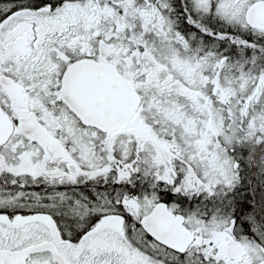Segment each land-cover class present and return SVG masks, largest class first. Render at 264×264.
I'll use <instances>...</instances> for the list:
<instances>
[{
  "label": "snow or ice",
  "instance_id": "snow-or-ice-1",
  "mask_svg": "<svg viewBox=\"0 0 264 264\" xmlns=\"http://www.w3.org/2000/svg\"><path fill=\"white\" fill-rule=\"evenodd\" d=\"M0 264H264V0H0Z\"/></svg>",
  "mask_w": 264,
  "mask_h": 264
}]
</instances>
